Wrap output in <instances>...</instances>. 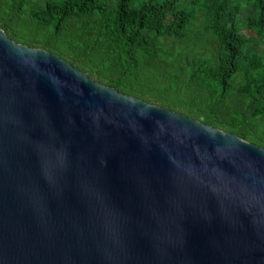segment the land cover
<instances>
[{
    "label": "water",
    "instance_id": "95a60500",
    "mask_svg": "<svg viewBox=\"0 0 264 264\" xmlns=\"http://www.w3.org/2000/svg\"><path fill=\"white\" fill-rule=\"evenodd\" d=\"M0 264H264V147L0 27Z\"/></svg>",
    "mask_w": 264,
    "mask_h": 264
},
{
    "label": "trees",
    "instance_id": "16d2710c",
    "mask_svg": "<svg viewBox=\"0 0 264 264\" xmlns=\"http://www.w3.org/2000/svg\"><path fill=\"white\" fill-rule=\"evenodd\" d=\"M13 40L264 147V0H0Z\"/></svg>",
    "mask_w": 264,
    "mask_h": 264
},
{
    "label": "rangeland",
    "instance_id": "374dc122",
    "mask_svg": "<svg viewBox=\"0 0 264 264\" xmlns=\"http://www.w3.org/2000/svg\"><path fill=\"white\" fill-rule=\"evenodd\" d=\"M260 49H261L262 51H264V44H261V45H260Z\"/></svg>",
    "mask_w": 264,
    "mask_h": 264
}]
</instances>
